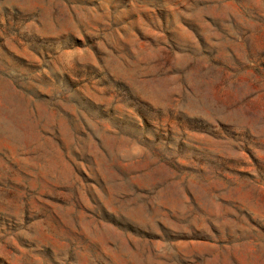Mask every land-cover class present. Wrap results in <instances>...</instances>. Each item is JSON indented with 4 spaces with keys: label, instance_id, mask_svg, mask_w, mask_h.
I'll return each instance as SVG.
<instances>
[{
    "label": "rangeland",
    "instance_id": "obj_1",
    "mask_svg": "<svg viewBox=\"0 0 264 264\" xmlns=\"http://www.w3.org/2000/svg\"><path fill=\"white\" fill-rule=\"evenodd\" d=\"M0 264H264V0H0Z\"/></svg>",
    "mask_w": 264,
    "mask_h": 264
}]
</instances>
